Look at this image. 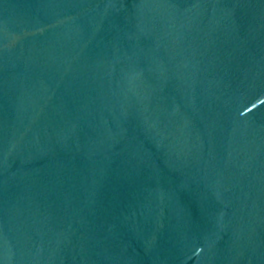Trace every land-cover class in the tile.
Wrapping results in <instances>:
<instances>
[{
    "label": "water",
    "instance_id": "obj_1",
    "mask_svg": "<svg viewBox=\"0 0 264 264\" xmlns=\"http://www.w3.org/2000/svg\"><path fill=\"white\" fill-rule=\"evenodd\" d=\"M0 264H264V0H0Z\"/></svg>",
    "mask_w": 264,
    "mask_h": 264
}]
</instances>
